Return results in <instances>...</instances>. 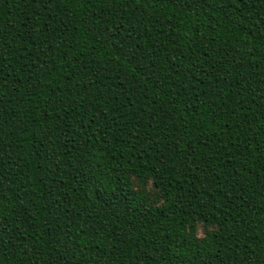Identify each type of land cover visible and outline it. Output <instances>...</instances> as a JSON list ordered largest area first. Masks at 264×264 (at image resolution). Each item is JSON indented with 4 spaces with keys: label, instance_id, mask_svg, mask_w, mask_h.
<instances>
[{
    "label": "trees",
    "instance_id": "1",
    "mask_svg": "<svg viewBox=\"0 0 264 264\" xmlns=\"http://www.w3.org/2000/svg\"><path fill=\"white\" fill-rule=\"evenodd\" d=\"M0 264H264V0H0Z\"/></svg>",
    "mask_w": 264,
    "mask_h": 264
}]
</instances>
